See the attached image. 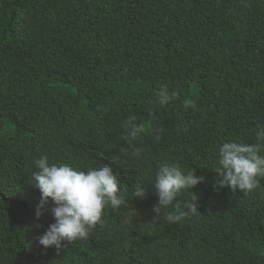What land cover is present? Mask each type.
Listing matches in <instances>:
<instances>
[{
	"label": "trees",
	"instance_id": "1",
	"mask_svg": "<svg viewBox=\"0 0 264 264\" xmlns=\"http://www.w3.org/2000/svg\"><path fill=\"white\" fill-rule=\"evenodd\" d=\"M165 86L180 99L161 107ZM132 116L148 129L139 157L122 139ZM261 128L264 0H0V264H264V178L245 195L214 172L224 143H259ZM44 156L111 167L126 201L59 254L38 241L56 223L51 201L36 219ZM164 164L204 178L201 215L156 217Z\"/></svg>",
	"mask_w": 264,
	"mask_h": 264
},
{
	"label": "clouds",
	"instance_id": "2",
	"mask_svg": "<svg viewBox=\"0 0 264 264\" xmlns=\"http://www.w3.org/2000/svg\"><path fill=\"white\" fill-rule=\"evenodd\" d=\"M156 96L161 107H167L173 100L180 99L179 93L170 95L166 86L161 87ZM184 107L196 109L197 106L192 99H187ZM124 131L122 139L128 148L132 149V154L139 157L142 150L135 148L134 143L148 129L144 124H138L136 116H132L125 122ZM156 139L160 140L161 137L157 136ZM257 140L259 143L252 145L236 142L223 144L218 167L214 170L219 174L217 188H230L233 193L239 191L248 195L260 187L258 178H264V156L261 155L264 128L257 134ZM35 163L39 171L31 176L30 183L34 182L32 186L39 190L42 196L36 210V219L43 217L50 201L55 204L51 212L56 223L50 226L45 235L38 238L39 244L46 250L55 248L59 254L65 250V244L72 245L78 240L88 239L90 232L97 225L104 226L103 213L106 207L111 206L112 209L118 210L126 203L120 182L111 167L92 170L86 174L68 165L50 166L47 156ZM203 182L204 178H197L194 170L185 175L178 165H162L156 173L154 184L158 196V205L153 208L156 217L163 209L169 208H174V211L166 216L170 224H178L201 215L198 211V197L192 190ZM185 193L189 194V201L183 200ZM146 196L144 185L137 184L135 199H143Z\"/></svg>",
	"mask_w": 264,
	"mask_h": 264
},
{
	"label": "rangeland",
	"instance_id": "3",
	"mask_svg": "<svg viewBox=\"0 0 264 264\" xmlns=\"http://www.w3.org/2000/svg\"><path fill=\"white\" fill-rule=\"evenodd\" d=\"M130 220V215H128V221Z\"/></svg>",
	"mask_w": 264,
	"mask_h": 264
}]
</instances>
